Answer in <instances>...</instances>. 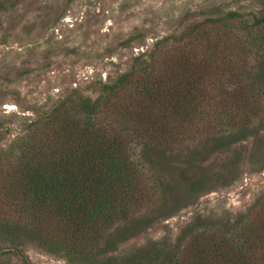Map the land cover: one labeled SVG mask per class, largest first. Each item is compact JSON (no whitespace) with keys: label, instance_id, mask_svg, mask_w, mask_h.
I'll return each mask as SVG.
<instances>
[{"label":"trees","instance_id":"16d2710c","mask_svg":"<svg viewBox=\"0 0 264 264\" xmlns=\"http://www.w3.org/2000/svg\"><path fill=\"white\" fill-rule=\"evenodd\" d=\"M226 17L190 29L189 35L196 34L202 42V54L180 48L160 54L157 61L153 53L139 66L100 83L96 100L77 96L61 101L44 118L42 139H36L35 131L15 143L20 149L16 168L3 170L0 181L9 204L38 228L24 229L19 236L6 233L11 243L3 248L6 254L27 264L17 246L18 237L27 236L44 238L50 252L64 251L65 257L100 259L120 238V233L111 234L113 227L126 224L142 209L140 202L155 197L162 187L160 179L144 173V163L172 172L181 161L173 160L180 156L178 151L189 150L178 179L190 191L207 184L229 185L238 177L243 159L252 172L264 170V15L253 16L252 23L237 12ZM220 23L229 33H242V45L230 43L229 37L222 45L204 28ZM250 140L252 149L242 153ZM235 147H240L235 161H226L213 177L194 174L192 165L200 156ZM195 226L202 231L194 232ZM208 226L189 228L191 238L180 251L187 250L188 257L181 259L177 249L153 255L148 251L147 264H254L258 256L264 259V206L256 204L235 222L225 223L221 233Z\"/></svg>","mask_w":264,"mask_h":264},{"label":"rangeland","instance_id":"374dc122","mask_svg":"<svg viewBox=\"0 0 264 264\" xmlns=\"http://www.w3.org/2000/svg\"><path fill=\"white\" fill-rule=\"evenodd\" d=\"M0 3L5 5L0 7V176L5 169L14 172L20 153L15 144L18 140L35 131L36 139L43 138L46 134L43 120L61 101L77 96L96 100L101 94L100 83H108L139 66L153 53L157 61L158 57L161 60L160 54L180 48L202 54L203 48L199 47L202 42L196 34L189 35L194 24L217 17L225 19L230 12L239 13L250 23L253 16L264 15V0H0ZM204 28L222 45L229 39L237 44L245 40L240 32L229 33L223 23ZM179 38L182 40L178 42ZM165 40L164 46L157 48ZM252 145L250 140L241 146V152L247 147L251 150ZM239 148L200 156L192 165L194 174L213 177L212 173H217L226 161H235L234 153ZM188 152L178 151L180 156L173 160L180 159L183 163L178 161L179 167L174 166L172 172L164 173L143 162L147 166L144 173L160 179L162 187L156 189L155 197L140 202L142 209L132 213L126 224L113 227L111 234L120 233V238L113 249H107L106 255L83 261L79 255L65 257L64 251L50 252L44 238L38 241L18 237L17 246L21 247L27 264H105L106 257L114 262L124 259L126 263L147 264L148 251L153 255L160 249L164 252L177 249L181 255V248L191 238L192 225L205 223L212 232L221 233L225 223L235 222L256 204L264 206V170L252 172L253 167L245 159L241 161L238 177L229 185L207 184L203 190H187L178 173L180 167H186L184 156ZM139 153L140 148H136L138 157ZM130 224L136 228L129 229ZM37 228L26 213L9 204L0 181V264H25L20 257L4 252L3 248L9 249L11 245L6 241V233L19 236L24 229L31 232ZM197 231L202 228L195 226L194 232ZM187 254L184 250L181 259ZM258 258L254 264H264V259Z\"/></svg>","mask_w":264,"mask_h":264}]
</instances>
